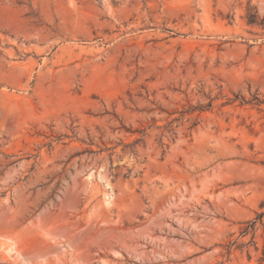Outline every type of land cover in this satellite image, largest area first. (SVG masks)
I'll use <instances>...</instances> for the list:
<instances>
[{"label":"rangeland","instance_id":"rangeland-1","mask_svg":"<svg viewBox=\"0 0 264 264\" xmlns=\"http://www.w3.org/2000/svg\"><path fill=\"white\" fill-rule=\"evenodd\" d=\"M253 97L264 0H0V264H263Z\"/></svg>","mask_w":264,"mask_h":264},{"label":"trees","instance_id":"trees-1","mask_svg":"<svg viewBox=\"0 0 264 264\" xmlns=\"http://www.w3.org/2000/svg\"><path fill=\"white\" fill-rule=\"evenodd\" d=\"M238 98L237 96H235L234 101H236ZM241 104H253V105H257V106H261L264 105V101L260 100L257 97H253L252 100L246 101L244 98H241ZM258 219V218H257ZM257 220H253V221H249L246 223V227L241 231V236H245L248 233H255L256 231V226H257ZM263 234H264V230H263ZM263 255H264V243H263ZM263 264H264V258H263Z\"/></svg>","mask_w":264,"mask_h":264}]
</instances>
